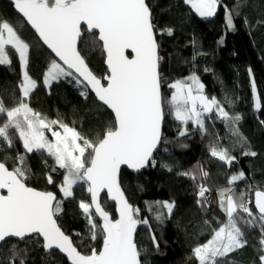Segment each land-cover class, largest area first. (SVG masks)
I'll return each instance as SVG.
<instances>
[{"label":"snow or ice","instance_id":"obj_1","mask_svg":"<svg viewBox=\"0 0 264 264\" xmlns=\"http://www.w3.org/2000/svg\"><path fill=\"white\" fill-rule=\"evenodd\" d=\"M10 2L35 30L39 41L54 54L43 71L42 83L51 86L62 78H72L77 86H82L80 95L85 100L90 92L93 93L100 108L110 111L112 117L88 137L61 117L50 119L34 110L28 100L38 86L37 80L29 74L31 45L22 38L18 26L0 17V65L11 64L6 50V46H11L19 55L22 73L18 84L21 95L13 106H7L4 96L0 95V115L6 116L0 124V141L10 149L18 139L25 150L16 155L11 167L8 164L11 157L0 159V190H6V194H0V264H26L29 249L18 244L33 235L42 237L45 253L59 250L70 264H143L141 246L135 237L137 226L149 228L150 239L157 250L159 241L148 218H139L140 208L129 202L121 185V166L139 171L156 164L154 152L165 142L163 130L167 115H172L184 126L178 132L179 137H184L189 134V122L202 135L210 134L206 119L212 120L213 114L225 124L235 142L224 147L217 134L209 145L210 156L231 166L237 160L231 149L248 144L238 127L242 116L226 110L217 97L203 94L205 86L195 73L167 84L172 91L170 97L164 95L163 57L157 34L171 36L174 29L158 28L147 0ZM184 3L202 18L214 17L222 6L226 26L230 29L236 27L234 17L242 15L239 0H235L232 8L222 4V0H184ZM82 23L86 25L83 29ZM244 23L249 24L247 17H244ZM257 23L264 24V20ZM94 50L105 55L107 71L103 76H97L86 62L87 53ZM126 50H131L134 55L126 54ZM252 90L254 108L260 111L262 105L260 97L255 95L254 80ZM224 100L229 106L233 104L227 96ZM260 123L264 125V120ZM46 131L53 139H49ZM42 150L53 159L51 166L44 161L48 168L47 183H55L52 173L57 168L64 170L63 179L57 185L64 199L73 198L74 186H87L90 201L81 200L78 206L87 219L90 239L95 241L98 236L102 237V248H91L87 253L78 250L58 223L64 200L51 191L28 185L31 169L27 155ZM242 155L256 157L258 153L248 145ZM163 166L172 171L170 165ZM178 175L193 180L197 189L196 204L207 211L212 201L206 193L210 194L211 189L197 180L204 181L209 173L198 163ZM244 178L243 170L234 173L228 181L230 187L217 190L218 206L226 215V222L212 227L211 221L204 219L203 225L212 228L211 238L194 246L188 259L195 258L198 264H238L226 258L248 244L245 228H258V259L259 264H264V190L255 191L257 211L254 212L249 207L247 193H237L231 187ZM104 190L108 199L116 203L117 219L105 209L106 201L101 202ZM155 205L166 209L170 217L176 202L157 201ZM153 215L158 223H163V212L157 211Z\"/></svg>","mask_w":264,"mask_h":264},{"label":"trees","instance_id":"obj_2","mask_svg":"<svg viewBox=\"0 0 264 264\" xmlns=\"http://www.w3.org/2000/svg\"><path fill=\"white\" fill-rule=\"evenodd\" d=\"M147 2L153 10L154 22L158 28L174 29L171 36L166 33L157 34L160 55L163 57L161 71L165 81L162 87L164 95L170 97L172 91L167 84L195 73L205 86V95L217 97L224 103L226 110L242 116L238 127L248 142L243 147L237 145L231 149V154L235 155L237 160L229 166L210 156L209 145L217 134L224 147H230L231 143L235 142L225 124L216 119L214 114L212 120L206 119L210 134L202 135L189 122L187 125L189 134L184 137L178 136V132L184 126L172 115H167L163 130L165 142L155 154L156 164L150 165L140 173H131L125 169L121 173V185L129 201L140 208L139 218H148L151 230L159 241L157 250L150 239L149 228L139 225L136 240L141 246L143 264H198L195 258H188L192 256L194 246L211 238L212 228L203 225L204 219L211 221L212 227H219L226 222V215L218 206L217 190L230 187L228 181L231 175L243 170L245 178L235 182L231 187L237 193L241 191L247 193L249 207L254 212L257 211L254 203L255 191L264 190V125L260 123L264 120V24L257 23L264 20V0H239L242 15L234 17L235 29L226 26L225 10L222 6L218 8L214 17L202 18L190 5L184 3V0ZM222 4L232 8L235 0H222ZM0 17L18 26L22 38L31 45L29 74L37 80L38 86L28 98L30 106L50 119L63 118L65 123L75 126L85 136L92 137L102 122L111 119L112 113L100 108L91 92L85 100L80 95L82 86H77L72 78H62L49 87L45 86L42 83V74L53 56L42 45L35 32L16 13L10 2L0 1ZM244 17H247L248 25H245ZM196 44L201 48L199 52L196 51ZM6 50L11 64L0 65V88L19 98L21 93L18 84L22 79L19 55L11 46H6ZM86 61L97 76L106 73L105 55L102 51H89ZM253 80L256 85L255 95L261 100L260 111L254 108ZM225 96L233 100L231 106L225 102ZM5 119L6 116L0 115V124ZM46 134L51 136L50 132L46 131ZM248 145L251 146V150L258 153L256 157L242 155L248 150ZM24 152L22 142L18 139L10 149L0 141V159L5 156L11 157L9 167L12 166V160L16 155ZM44 161H47L49 166L53 165V159L46 151L27 155V163L31 169L28 185L43 191H51L58 199L64 200L58 222L72 237L80 251L87 253L91 248L100 249L103 244L102 237L98 236L95 241L90 239L87 219L78 206L81 200L90 201L87 186L84 184L74 186L73 198L64 199L57 187L63 179L64 170L57 168V171L52 173L55 183L49 184L46 180L48 168L45 167ZM198 163L209 173L204 181L197 180V183H203L211 189L210 194L206 193L212 201L207 206V211L196 204L197 189L193 180L178 175L192 169ZM165 164L170 165L172 171L165 168L163 166ZM157 201H175L173 214L169 217L166 209L155 205ZM102 204L116 218L115 205L108 201L106 195L102 198ZM157 211L164 213L163 223H158L154 219L153 213ZM97 221L99 222L98 219ZM244 230L248 244L243 249L229 254L226 259L236 261L238 264H259L257 251L259 229ZM18 246L29 249L25 258L26 264H70L57 251L45 253L39 236L20 242Z\"/></svg>","mask_w":264,"mask_h":264},{"label":"water","instance_id":"obj_3","mask_svg":"<svg viewBox=\"0 0 264 264\" xmlns=\"http://www.w3.org/2000/svg\"><path fill=\"white\" fill-rule=\"evenodd\" d=\"M0 1H3V0H0ZM5 1H8V2H10V0H5ZM12 5H13V3L12 2H10ZM13 8H14V6H13ZM14 10H15V8H14ZM16 11V10H15ZM16 13H17V11H16ZM18 14V13H17ZM19 15V14H18ZM21 18H22V16L21 15H19ZM25 22H26V20L24 19V18H22ZM27 24V23H26ZM30 28H31V26L29 25V24H27ZM83 27H86V25H84L83 23H82V29H83ZM32 29V28H31ZM32 31L33 32H35V30L34 29H32ZM36 34V33H35ZM36 36H37V34H36ZM37 38H38V36H37ZM41 42V41H40ZM42 43V42H41ZM43 45V44H42ZM49 52H50V54L53 56L54 54H52L51 53V51H50V49H48L47 48V46L46 45H43ZM126 54H128V55H134V54H132L131 53V50H126ZM87 62V61H86ZM89 65V64H88ZM90 67V66H89ZM91 68V67H90ZM93 94V93H92ZM94 95V94H93ZM95 96V95H94ZM162 144V143H161ZM161 144L158 146V149H159V147L161 146ZM158 149L154 152V157H155V154L157 153V151H158ZM148 167H150V165L149 166H146L145 168H143V169H140L139 171H134V170H132V169H129L127 166H124V165H122L121 166V173H122V171L125 169V170H128L129 172H131V173H140V172H143V171H145ZM121 173H120V179H121ZM30 187H32V186H30ZM35 188V187H34ZM38 189V188H37ZM38 190H40V189H38ZM260 190V189H259ZM41 191H43V190H41ZM0 194H6V190H0ZM126 194V193H125ZM90 195V194H89ZM104 195H106L107 196V193H106V190H104V191H102L101 192V196H100V199H101V202H102V198H103V196ZM127 196V195H126ZM128 198V197H127ZM107 199H108V197H107ZM129 200V199H128ZM108 201L110 202V203H113L114 205H115V213H116V218H114V216H113V214L110 212V211H108L107 209V211L111 214V216H112V218L113 219H117L118 218V212L116 211V208H117V206H116V203L114 202V201H111L110 199H108ZM130 202V201H129ZM254 202H255V194H254ZM131 203V202H130ZM132 204V203H131ZM97 219L99 220V218L97 217ZM59 223V222H58ZM63 230V229H62ZM138 230H139V225L137 226V232H138ZM67 234V233H66ZM137 234V233H136ZM136 234H135V237H136ZM33 236H35V235H33ZM70 236V235H69ZM71 237V236H70ZM41 238V240H42V237H40ZM71 239H72V237H71ZM73 240V239H72ZM74 242V241H73ZM75 244V243H74ZM102 248V247H101ZM78 250H80L79 248H78ZM53 251H57V252H59V250H53ZM52 252V251H51ZM60 253V252H59ZM62 256H64L66 259H67V257H66V255L65 254H63V253H60ZM68 260V259H67ZM68 262L70 263V261L68 260Z\"/></svg>","mask_w":264,"mask_h":264},{"label":"rangeland","instance_id":"obj_4","mask_svg":"<svg viewBox=\"0 0 264 264\" xmlns=\"http://www.w3.org/2000/svg\"><path fill=\"white\" fill-rule=\"evenodd\" d=\"M200 50H201V48H199V46L197 45L196 51L199 52ZM203 94H204V92H203ZM0 95H3L4 96L5 102H6L7 106H9V107L13 106V104L15 103V101L18 99V97L12 95L11 93H8V92L2 90L1 88H0ZM46 135H48V134H46ZM48 137H49V139H53L50 135H48Z\"/></svg>","mask_w":264,"mask_h":264}]
</instances>
